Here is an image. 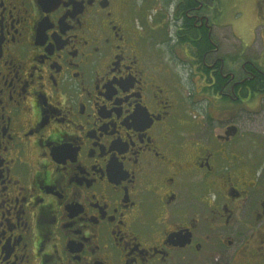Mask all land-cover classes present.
Wrapping results in <instances>:
<instances>
[{"label":"flooded vegetation","instance_id":"obj_1","mask_svg":"<svg viewBox=\"0 0 264 264\" xmlns=\"http://www.w3.org/2000/svg\"><path fill=\"white\" fill-rule=\"evenodd\" d=\"M237 1L230 41L216 0H0V264H264V0Z\"/></svg>","mask_w":264,"mask_h":264},{"label":"rangeland","instance_id":"obj_2","mask_svg":"<svg viewBox=\"0 0 264 264\" xmlns=\"http://www.w3.org/2000/svg\"><path fill=\"white\" fill-rule=\"evenodd\" d=\"M153 1V0H152ZM156 2H159L160 0H155ZM215 13L218 12L217 10L222 8L223 10V16L221 17V19H215L217 26H216V30H222L224 32L225 36H230L231 38H229L230 41H232V37H233V33H232V28L234 27V24L238 21L239 16H236V13L240 11L241 9H249L250 5H246L243 2L240 3V1L237 0H216L215 3ZM171 10L169 11L168 9H166L165 14L163 15V21L166 22L170 21L171 18ZM170 23V22H167ZM256 26H258V24L254 21H252L250 27L246 30V31H242L246 34L245 37V41L244 44L249 46V45H253V43L256 40L257 37V28ZM167 30V27L165 28ZM174 26L172 25L170 27V30H173ZM261 49V43H257L255 44L254 47H251V51L257 53L259 50ZM182 72V77H185L186 75V70H181ZM183 95L185 97H188V100L182 102L183 104V108L185 107V109L188 110H201L202 105L205 104V101H192V99L189 100L190 97V92H192V85H191V80H184V85H183Z\"/></svg>","mask_w":264,"mask_h":264}]
</instances>
